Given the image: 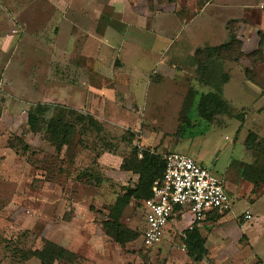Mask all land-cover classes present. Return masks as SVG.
Returning a JSON list of instances; mask_svg holds the SVG:
<instances>
[{
  "label": "rangeland",
  "instance_id": "374dc122",
  "mask_svg": "<svg viewBox=\"0 0 264 264\" xmlns=\"http://www.w3.org/2000/svg\"><path fill=\"white\" fill-rule=\"evenodd\" d=\"M39 103L76 124L60 150L27 124ZM145 148L223 180L201 260L184 224L146 248L142 200L120 207L138 179L121 164ZM113 214L138 234L123 247L102 230ZM0 264H264V0H0Z\"/></svg>",
  "mask_w": 264,
  "mask_h": 264
},
{
  "label": "built area",
  "instance_id": "2783aa9c",
  "mask_svg": "<svg viewBox=\"0 0 264 264\" xmlns=\"http://www.w3.org/2000/svg\"><path fill=\"white\" fill-rule=\"evenodd\" d=\"M163 159L164 171L153 182L151 196L143 201L142 244L146 248L159 244L167 228L184 224V230H191L207 213L229 209L223 180L206 165L175 151L167 152ZM244 217L250 219L251 215L246 213Z\"/></svg>",
  "mask_w": 264,
  "mask_h": 264
},
{
  "label": "trees",
  "instance_id": "16d2710c",
  "mask_svg": "<svg viewBox=\"0 0 264 264\" xmlns=\"http://www.w3.org/2000/svg\"><path fill=\"white\" fill-rule=\"evenodd\" d=\"M209 97L212 98V101L216 98L214 94L202 96L199 102V108L203 103H207L209 100L208 99L206 102H203L202 99L204 98L205 100V98L207 99ZM47 108L48 106H45L44 104H37L36 108L28 113L27 124L33 132L41 130L45 124V129L48 132L50 141L54 144L57 150H60L63 145H67L73 138L74 133L76 132V124H68L63 117H58L55 120L52 119L45 122L44 118ZM77 118L82 123L87 119L92 125H96L94 118L91 116L79 114ZM140 152V158H138V154L135 153L133 160L130 163H127L128 160H126L121 164V167L131 169L138 175L135 187L127 188L121 197L119 201L121 208L124 207L125 204L132 198L142 200L141 203L143 208V201L151 196V186L153 182L160 178L164 171L165 163L163 155H160L155 151H151L149 148L142 149ZM119 213H121V210L118 211V214ZM102 230L104 235L111 238L121 247H123L127 242L138 237V234L134 230L124 227L119 221V217L114 214L102 222ZM184 235L185 237L183 238V242L188 255L194 257L197 261L201 260L206 252L204 239L195 227L191 230H185ZM46 245L47 254L49 256L55 254L63 256L65 253L71 255V252L60 246H56L53 243L48 242ZM37 254L41 260L45 261L44 258H46V254L44 252L39 251Z\"/></svg>",
  "mask_w": 264,
  "mask_h": 264
},
{
  "label": "crops",
  "instance_id": "0c3cea01",
  "mask_svg": "<svg viewBox=\"0 0 264 264\" xmlns=\"http://www.w3.org/2000/svg\"><path fill=\"white\" fill-rule=\"evenodd\" d=\"M37 33H38V30H37L36 33H34V34H32V35L27 34L26 36H28V38H30L31 41H33V39H34V36H33V35H36ZM133 49H135V47L131 46L130 51H132ZM147 52H150V51H147ZM129 63H130V67L132 68V72H133V73H135V72H134L135 69H139V68L141 67V64L139 63V61L135 62V60H131V59H130ZM153 65H154V63L152 62V64H151L150 66H148V67L150 68V67L153 66ZM149 68H147V70H149ZM147 70L143 72V73H144V74H143V77H142L143 79H141V80L143 81L142 83H143V85H144V87H143V94H144V91H145V89H144V88H145V85H146L145 74H146ZM130 83L132 84L133 93L135 94L136 91L134 90L133 82L131 81V79H130ZM148 83H149V81H148ZM99 91H102V90H99ZM134 91H135V92H134ZM135 97H138V96L135 94ZM39 104H42V103H39ZM185 155H186V154H185ZM187 156L191 157V158L194 159L196 162H198V163H200V164H203L202 161L198 158V155H197V154L187 155ZM203 165H204V164H203ZM224 187H225V185H224ZM227 193H228V192H227ZM228 195H229V193H228ZM142 209H143V208H142ZM228 212H229V210L224 211V212L211 211V212H209V213L206 214L205 219H204L203 221L196 223V224L194 225V227L197 229V231L199 232V234H200L201 237L203 238L202 233H201V228H202L201 226H202L203 222H204L206 219H211V218H213V217H217L218 215L228 214ZM143 216H144V209H143ZM187 217H188V219H190V216H187ZM144 219H145V218L143 217V225L145 224V220H144ZM188 219H187V220H188ZM177 229H179V227H178ZM171 230H176V228H167L166 231H165L164 234H163L162 240H163L165 234H169V232H170ZM183 230H184V226H183ZM184 232H185V230L183 231V234H184ZM76 237H77V234H76ZM162 240H161V241H162ZM161 241H160V242H161ZM183 243H184V242H183ZM157 245H158V244H157ZM157 245H156V246H157ZM184 246H185V244H184ZM154 247H155V246H154ZM184 248L186 249V247H184ZM202 258H203V257H202Z\"/></svg>",
  "mask_w": 264,
  "mask_h": 264
}]
</instances>
